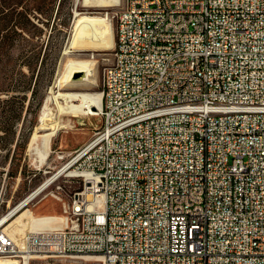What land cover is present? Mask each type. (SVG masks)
<instances>
[{
	"label": "built area",
	"instance_id": "1",
	"mask_svg": "<svg viewBox=\"0 0 264 264\" xmlns=\"http://www.w3.org/2000/svg\"><path fill=\"white\" fill-rule=\"evenodd\" d=\"M114 17L104 122L24 198L63 219L16 238L10 209L0 264H264V0H125Z\"/></svg>",
	"mask_w": 264,
	"mask_h": 264
},
{
	"label": "rangeland",
	"instance_id": "2",
	"mask_svg": "<svg viewBox=\"0 0 264 264\" xmlns=\"http://www.w3.org/2000/svg\"><path fill=\"white\" fill-rule=\"evenodd\" d=\"M124 1L98 9L84 5V0H67L63 5L61 0H26L23 8H19L27 9L32 23L13 33L7 61L9 71L5 75L0 73V99L8 100L0 101V185H6L0 217L54 176L65 162L62 156L83 146L102 126L104 116L100 109L85 115L63 114L61 119L72 120L74 126L54 134L47 160L38 166L35 156L28 151L46 96L51 90H57L74 62L94 63L96 80L88 85L87 91L102 93L101 76L104 67L111 62L116 38L114 15ZM16 19L20 21L19 17ZM101 20L111 26L114 41L106 42L101 37L97 26ZM33 87L35 96L31 92ZM52 108L56 112L57 106L53 104ZM27 207L44 216L36 219L29 211L26 213L32 217L36 228L44 229L63 219V203L51 195L37 201L36 206ZM24 233L18 230L16 235L21 238ZM48 256L35 258L32 264H101L97 257L90 255Z\"/></svg>",
	"mask_w": 264,
	"mask_h": 264
},
{
	"label": "bare ground",
	"instance_id": "3",
	"mask_svg": "<svg viewBox=\"0 0 264 264\" xmlns=\"http://www.w3.org/2000/svg\"><path fill=\"white\" fill-rule=\"evenodd\" d=\"M119 1L84 0V5L102 9L120 5L121 2ZM97 26L100 29L99 31L104 41H114L112 28L106 20L99 21ZM94 66V63L89 60L74 62L67 75L64 76L63 80H60L61 82L57 90H51L48 96H46L39 115V124L36 126L28 144V151L35 156L38 166L47 160L54 134L62 128L74 126L72 120L68 119L64 121L61 119V115H85L95 113L96 110L101 109L103 94L98 91H87L88 85L94 84L96 80ZM113 68L114 61H111L104 67L103 74H108V70H113ZM75 77H80L81 79L77 80ZM53 104L57 106L56 112L53 111ZM62 171L63 169H60L54 176L40 185L34 193L44 188L50 181L58 177ZM77 182L79 184H85V177H77ZM33 195L31 194L28 198L22 200L11 212L22 208ZM28 211L36 219L44 218L40 217L41 215L39 214L37 215L30 207L27 208L26 206L22 208L7 223V228L12 231L15 237L17 236L16 232L18 230L25 232L27 230L42 229L34 227L32 217L30 215L26 216ZM8 217V215H5L1 217V220L4 221ZM59 253L61 252H46V255L56 256Z\"/></svg>",
	"mask_w": 264,
	"mask_h": 264
},
{
	"label": "trees",
	"instance_id": "4",
	"mask_svg": "<svg viewBox=\"0 0 264 264\" xmlns=\"http://www.w3.org/2000/svg\"><path fill=\"white\" fill-rule=\"evenodd\" d=\"M26 0H0V73L7 74L8 66L7 61L10 54V42L13 33L17 32L18 28H23L32 23V19L27 11L23 8L22 4ZM67 0H61L60 4L63 5ZM15 17H19L20 21L15 20ZM21 25V26H20ZM27 68L31 71L30 64H26ZM37 83V82H36ZM32 95L35 96L36 88L31 89ZM1 102L8 101L6 99H0ZM2 138V137H0Z\"/></svg>",
	"mask_w": 264,
	"mask_h": 264
}]
</instances>
